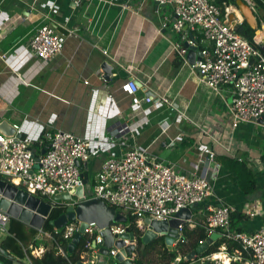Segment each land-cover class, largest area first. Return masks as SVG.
I'll return each instance as SVG.
<instances>
[{
  "label": "crops",
  "instance_id": "1",
  "mask_svg": "<svg viewBox=\"0 0 264 264\" xmlns=\"http://www.w3.org/2000/svg\"><path fill=\"white\" fill-rule=\"evenodd\" d=\"M155 10L153 0H82L75 8L71 0H0V55L6 58L0 60V123L18 126L21 137L32 144L46 130L93 142L119 124H129L133 133L116 145L93 144L92 159L84 169L91 186L103 160L118 158L132 146L149 147L150 153L175 162L183 173L201 174L209 168L211 175L215 173L212 163L196 170L200 150H210L221 164L213 181L217 198L198 207L193 213L195 224L204 222L208 208L226 204L235 208L233 229L247 235L264 232V125L251 122L232 128L226 107L231 101L230 89L212 91L199 81L190 64L174 68L177 39L170 27L174 17H170L169 7L158 8L159 13ZM45 14L49 17L46 22ZM164 17L169 19L166 27ZM67 19V27L74 33L65 37L61 54L47 62L32 58L28 43L34 29ZM105 62L113 71L109 83H100L97 76L103 73ZM126 81L139 88L136 95L140 99L164 98L171 107L132 106L130 98L120 92ZM106 90L113 94L115 107L108 106L102 120ZM178 110L195 126L179 121ZM159 125L171 126L169 137L182 135L174 149L164 148L166 137L159 135ZM224 159L245 163L254 180L253 192L240 190L234 173L223 166Z\"/></svg>",
  "mask_w": 264,
  "mask_h": 264
},
{
  "label": "built area",
  "instance_id": "2",
  "mask_svg": "<svg viewBox=\"0 0 264 264\" xmlns=\"http://www.w3.org/2000/svg\"><path fill=\"white\" fill-rule=\"evenodd\" d=\"M71 1L75 8L82 0ZM153 1L156 5L155 13H159L160 7H169L170 17H174L171 31L179 39L173 44V52L176 56L183 63L188 64L187 48H195L201 59L195 61L191 67L196 69L199 81L216 93H220L222 88L230 89L231 101L226 107L232 128L255 122L256 119H264V52L262 50L264 35L258 39L254 38V44L249 43L236 31L242 20L238 18L233 22L229 20V16L233 14L232 6H225L222 12L214 0ZM42 17L44 22L49 20L47 14ZM67 22L68 19L62 24L52 22L36 27L28 43L30 56L47 62L60 55L65 37L74 33L67 27ZM168 22L169 19L164 17L163 27H166ZM58 27L66 34L59 32ZM0 60H6L5 55H0ZM97 81L105 82L103 73L97 76ZM84 83L89 85L88 81ZM138 90L139 88L132 81H126L120 86V92L130 98L132 106L166 104L171 107L164 98L156 101L152 97L140 99L136 95ZM113 99V94L106 90L100 119H105L104 111L108 106L115 107ZM177 117L181 122L194 125L188 121L183 111L178 110ZM170 127V125H159V135L166 137L164 148L168 151L174 149L183 138L182 135L169 137ZM13 128L19 133L18 126ZM200 131L209 137L206 131ZM132 133L129 124L123 123L106 136L98 137L92 142L72 133L46 130L37 141L41 150H45L43 154H39L36 150L34 152L32 143L27 139L17 138L16 135L6 137L0 133V179L28 196L49 204L51 211L56 203L74 207L78 203L77 199L55 202L53 198L66 193L71 196L78 187L82 186L83 166L92 159L93 144L116 145L117 140ZM36 158H39L38 162ZM207 163H212L214 174L210 175L209 168L201 174L183 173L175 162L158 159L150 153L149 147L132 146L120 157L102 161L90 197L104 201L115 210L124 211L133 219L134 228L141 237L147 229L145 219L169 221L174 219L175 214L181 209L191 210L194 205L200 206L208 199L217 198L213 181L217 179L221 164L216 162L214 152L202 149L197 157L196 170L200 165ZM194 212L191 211L190 219H183L178 226L177 238H174L172 243L173 249L183 242L186 230L196 227ZM234 213L235 208L226 204L208 208L205 220L201 223L205 239L199 241L198 245L205 243L212 234H219V239L236 243L240 249H234L230 254L226 244L223 243L217 253L192 260L190 264H264V232L247 235L234 230L231 227V217ZM245 213L248 216L254 215L253 211H245ZM11 219L13 218L10 215L0 210V233H3V238L8 235ZM129 226L112 224L109 228L113 235H118L128 232ZM78 229V221L68 223L60 230L53 228L54 234L61 237L65 246L57 244L52 235L43 229L34 230L36 234L33 241L39 242V246H28L30 256L42 257L48 249L41 245V242L43 238L48 237L52 246L55 244L56 255L66 259L67 246ZM83 236L90 238V241L80 255L81 262L105 263L104 257L99 254L98 244L102 242L100 231L94 224H88ZM124 243L129 245L128 240H124ZM118 251L113 247L108 251L107 256L112 259ZM180 261L181 258L177 257L172 264H180Z\"/></svg>",
  "mask_w": 264,
  "mask_h": 264
},
{
  "label": "water",
  "instance_id": "3",
  "mask_svg": "<svg viewBox=\"0 0 264 264\" xmlns=\"http://www.w3.org/2000/svg\"><path fill=\"white\" fill-rule=\"evenodd\" d=\"M251 3L253 2H249V0H236L235 8L241 16L242 22H245L250 28L255 30L254 38H256L258 33H260V30L254 11L255 4L253 5ZM235 18L236 17L233 14L229 16V20L232 22ZM262 46L264 52V40L262 41ZM185 47H187V45H185ZM187 49L188 53L186 60L188 64L193 65L196 60L200 61V54L195 48L190 47ZM101 69L104 74L105 83H109L113 67L105 62ZM254 121L260 125L264 124V119H256ZM0 133L6 137L16 135L17 138H21V134L16 133V130L7 121H2L0 123ZM44 151L45 150L42 149L40 153L43 154ZM38 161L39 158H36V162ZM85 168L86 165L83 166V170ZM81 177L82 186L78 187L71 196L66 193L53 198L55 202H69L73 198L78 200V203L74 207H68L65 213L60 215L55 221L51 222L53 228L57 230L64 228L70 222H79L78 232L68 244L67 252L70 254L76 249L83 237L87 225L94 224V226L100 231L102 238L101 244H98L99 254L102 257H107L108 251L114 247L119 250L112 258L114 264H134L133 259H131L134 255L135 237L133 233L128 231L126 233L113 235L109 228L112 224H127V217L117 212L114 208L106 205L104 201L90 197L93 189L89 183L88 174L83 172ZM198 207V205H194L191 210L181 209L175 214V218L169 221L159 222L145 219L147 229L140 237L141 244L148 245L162 236L167 250L171 251L173 240L174 238H177L176 234L178 226L181 225L183 219H190L191 211H196ZM0 210L6 212L11 218L28 228L41 230L51 213V206L32 196H28L25 192L0 179ZM219 238V234H212L205 243L199 245L194 251H192L186 257V260H194L196 256L204 253L214 242L219 240ZM124 240H128L129 245H125ZM0 253L10 257V255L2 248H0ZM78 264L84 263L79 262Z\"/></svg>",
  "mask_w": 264,
  "mask_h": 264
},
{
  "label": "trees",
  "instance_id": "4",
  "mask_svg": "<svg viewBox=\"0 0 264 264\" xmlns=\"http://www.w3.org/2000/svg\"><path fill=\"white\" fill-rule=\"evenodd\" d=\"M235 1L236 0H214L215 4L221 8L222 12H224L223 9L225 6L235 7ZM252 2L255 4L257 10H261L264 12L263 2H261L260 0H252ZM236 31L238 34L243 36L249 43L254 44L255 30L250 28L245 22H242L239 26H237ZM175 59L176 60L174 61V68L177 69L183 64V62L177 56ZM33 148L36 149V152L39 151L38 153L40 154L41 148L38 145L37 141L32 144V149ZM222 164L227 170L234 173V175L237 178V185L243 193L249 194L255 190V184L252 177V173L249 169L246 168L244 162H238L232 159H224L222 161ZM67 208L68 207L64 204L56 203L43 227V230L45 232L50 233L52 235L53 240L57 244H60L62 246H65V242L61 240L60 236L54 234L53 226L51 225V222L55 221L60 215L65 213ZM127 219L129 223H133L132 218L127 216ZM231 227L234 228L233 225ZM129 231L135 232L138 235L137 236L138 244L142 245L140 241L139 233L132 225L129 226ZM237 231L239 230L237 229ZM35 234L36 231H34L33 229L28 228L27 226L23 225L22 223L14 219H11L8 225V235L0 241V248H2L5 252H7L10 255V257H7L0 253V263L14 264L17 261L19 262L26 259L30 262V264H78L79 262L82 261L80 255L84 251L85 245L87 244L88 241H90V238H88L87 236H83L76 249L72 253L67 254L66 259L62 258L59 255H56L55 244H53V246L50 249L46 250L45 253L42 255V257L33 258L32 256H30L28 246L29 245H32L33 247L39 246V242L33 241ZM204 239H205L204 229L201 227V225L197 224L194 229L186 230L184 232L183 242L179 243L176 249L172 251L167 250L163 242V239H161L159 242L150 244L151 246L149 245L146 247L147 249L150 248V250H156L155 249L156 247L162 246L163 252H160V256L158 257L160 259L159 262L161 261L162 264H172V262L177 257L181 258L180 264H190L191 261H187L186 257L199 246L198 242L203 241ZM223 243L226 244L227 251L230 254L233 252L234 249L236 250L240 249V247L236 243H231L219 239L216 242H214L204 253L196 256L194 260L201 257H205L210 254L217 253L218 248ZM148 255L150 254L148 253ZM140 257L141 259L138 260L137 264H145L147 255L142 254V256Z\"/></svg>",
  "mask_w": 264,
  "mask_h": 264
},
{
  "label": "rangeland",
  "instance_id": "5",
  "mask_svg": "<svg viewBox=\"0 0 264 264\" xmlns=\"http://www.w3.org/2000/svg\"><path fill=\"white\" fill-rule=\"evenodd\" d=\"M249 2H251V1L249 0ZM251 4L254 5V3H251ZM231 8H232L233 15H235L236 13L239 14L238 11H237V9L234 6H232ZM254 11H255V16H256L257 20L259 21V20L262 19V21H259V22H261V23H259L260 24L259 30H260V32H263L264 31V20L262 18L263 13H262V11L257 10L256 8H255ZM235 17L237 18L236 15H235ZM238 19H241L242 20L241 16ZM262 22H263V24H262ZM170 27H171V24H170ZM176 39L179 40L177 36H176ZM255 39H258V35L256 36ZM92 185L94 186V183ZM117 211L120 212V213H122V214H124V215H126V213L124 211H122V210L117 209ZM127 216L128 215H126V217ZM2 238H3V233H0V240ZM41 245H43L47 249H50L52 247L51 240L48 239V237L47 238H43V241L41 242ZM174 249H176V248H174ZM174 249L172 248V250H174ZM160 252H159V254H160ZM140 259H141V257L139 255H137V257H135V254L133 255V262H134V264H137L138 263V260H140ZM146 260L147 261L145 262V264H162L161 261L159 262L160 259L157 257V255H155L154 252L153 253H150V255L146 258ZM104 262H105V264H114V261L110 257H108V256L107 257H104ZM14 264H30V262L25 259L23 261H19V262L17 261ZM197 264H206V263H197Z\"/></svg>",
  "mask_w": 264,
  "mask_h": 264
},
{
  "label": "flooded vegetation",
  "instance_id": "6",
  "mask_svg": "<svg viewBox=\"0 0 264 264\" xmlns=\"http://www.w3.org/2000/svg\"><path fill=\"white\" fill-rule=\"evenodd\" d=\"M127 224H128V225H132V226L134 227L133 223H129V222L127 221ZM132 233H133V235H134V237H135L134 251H133V254H135V257H137V255L142 256V254H145V255H147V257H148V256H149L148 253L150 254V253H153V252L155 253V255H157V257H159V256H160L159 252H160V251L163 252V248H162V246L156 247V248H155L156 250H150V248L147 249V247H146V246H149L150 244H153V243H155V242H159L161 239H163L162 236L159 237L158 239H156L155 241L149 243L148 245H139V244H138V240H137V236H138V235H137L135 232H132ZM150 246H151V245H150ZM145 247H146V248H145ZM146 261H147V260H145V262H146Z\"/></svg>",
  "mask_w": 264,
  "mask_h": 264
},
{
  "label": "bare ground",
  "instance_id": "7",
  "mask_svg": "<svg viewBox=\"0 0 264 264\" xmlns=\"http://www.w3.org/2000/svg\"><path fill=\"white\" fill-rule=\"evenodd\" d=\"M236 13V12H235ZM234 13V14H235ZM236 16H237V18H239L240 16H239V14H235ZM262 35H264V32H260V33H258V38L260 37V36H262ZM221 256V255H220ZM222 257V256H221ZM218 258V257H217Z\"/></svg>",
  "mask_w": 264,
  "mask_h": 264
}]
</instances>
